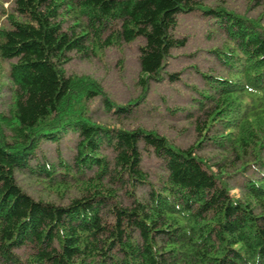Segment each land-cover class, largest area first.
<instances>
[{"label":"trees","instance_id":"trees-1","mask_svg":"<svg viewBox=\"0 0 264 264\" xmlns=\"http://www.w3.org/2000/svg\"><path fill=\"white\" fill-rule=\"evenodd\" d=\"M191 13L220 24L225 39L213 53L223 70L201 74L205 87L189 105L200 142L182 147L129 122L153 84L179 79L166 65L187 44L175 30ZM3 17L0 264H264L258 20L201 0H0ZM138 41L143 94L128 104L66 70L76 56ZM98 102L105 123L94 118ZM66 138L70 161L61 150ZM47 144L56 146L55 159ZM144 151L162 167L155 181ZM20 175L43 187L39 197Z\"/></svg>","mask_w":264,"mask_h":264},{"label":"rangeland","instance_id":"rangeland-1","mask_svg":"<svg viewBox=\"0 0 264 264\" xmlns=\"http://www.w3.org/2000/svg\"><path fill=\"white\" fill-rule=\"evenodd\" d=\"M201 1L213 8L224 6L228 11L240 16L258 20L264 27V18L262 20L260 18L264 13L263 5L250 4L248 0ZM5 8L10 9L8 3L5 4ZM4 22L3 17L0 23ZM219 25L214 19L205 18L198 13L179 17L175 35L186 38L187 44L184 48L174 51L166 65L167 75L176 74L179 79L174 83L166 79L161 83L153 84L147 92L146 103L137 111H133L130 126H141L157 131L172 143L182 147H190L200 142H196L197 131L194 125L198 111L189 110V105L194 102L192 99H199L198 91L205 87L201 74H221L223 70L222 63L213 53V49L220 47L225 39V34L220 30ZM140 44L142 41L130 45L124 44L121 49H108L98 56L93 55L87 58L76 56L66 65V70L73 76L92 78L104 87L115 102L128 104L143 94L142 87L139 85L141 73L138 47ZM0 70L3 73L6 72L7 65L0 64ZM96 108L99 110L94 113V118L105 123V116L99 102L95 103L92 109ZM67 140L68 138L62 143L61 150L65 158L70 161L71 153L67 147ZM204 148L207 151L211 150L209 144H205ZM55 149L56 146L51 144L43 146L44 153L50 159L56 158ZM197 153L202 154V151ZM143 159V167L149 173L150 179L155 181L162 168L158 159L148 151L143 152ZM19 181L28 193L35 197L40 196L34 191L42 190V186L38 187L36 182L26 175H20ZM233 193H238V190H234Z\"/></svg>","mask_w":264,"mask_h":264}]
</instances>
